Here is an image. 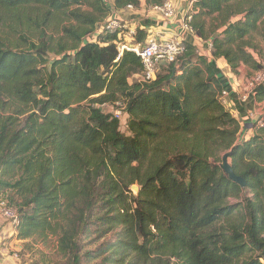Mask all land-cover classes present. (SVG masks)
<instances>
[{"label": "trees", "instance_id": "1", "mask_svg": "<svg viewBox=\"0 0 264 264\" xmlns=\"http://www.w3.org/2000/svg\"><path fill=\"white\" fill-rule=\"evenodd\" d=\"M110 2L0 0V193L18 239L58 232L67 264H264V118L241 138L211 63L189 43L145 81L115 34L86 42L115 11L141 4ZM188 17L213 60L233 74L260 69L252 52L264 42V0H193ZM117 103L129 135L102 110ZM223 152L245 188L224 174Z\"/></svg>", "mask_w": 264, "mask_h": 264}, {"label": "crops", "instance_id": "2", "mask_svg": "<svg viewBox=\"0 0 264 264\" xmlns=\"http://www.w3.org/2000/svg\"><path fill=\"white\" fill-rule=\"evenodd\" d=\"M171 1L175 10V15L171 19H165L161 14L149 12V7H146L141 0L139 8H133L132 10L123 8L125 9L122 12L124 21L131 28L142 29L147 36H154L157 39L162 36L176 35L180 41L191 44L199 56L205 57L208 63H211L223 91L227 93L224 103L225 109L240 121L241 138H248L252 135L253 128L257 126V119L263 117L264 100L258 101L254 95L259 89L264 90V85L257 89L254 94L247 95L246 83L254 71L245 66H240L237 74H233L224 59L213 60L210 55V39L203 41L182 27L183 18L191 3L187 4V0ZM107 2L110 3V0ZM110 6L112 7L111 3ZM252 55L259 63L264 60V55L258 56L253 52ZM245 95H247L246 99L244 98Z\"/></svg>", "mask_w": 264, "mask_h": 264}, {"label": "built area", "instance_id": "3", "mask_svg": "<svg viewBox=\"0 0 264 264\" xmlns=\"http://www.w3.org/2000/svg\"><path fill=\"white\" fill-rule=\"evenodd\" d=\"M111 3V2H110ZM107 2V5H110ZM112 5V4H111ZM127 10H132L133 7L128 5ZM151 11L160 13L165 19H171L175 15L174 5L171 0L164 2L161 6H154L149 8ZM184 17L182 27L186 31H190L187 21ZM102 24V34H115L117 36V50L121 54L124 50L133 52L139 57L142 65V74L145 81L152 80L156 69L160 65L173 63L176 58L182 54L184 47L182 41L176 35L162 36L157 39L154 36H146L143 43H135V28H131L125 21L116 20L112 17L106 19ZM192 33V32H191ZM87 41V38L85 40ZM96 42V41H92ZM211 47V46H210ZM264 85V60L260 63V69L254 71L246 83V91L248 94H254L257 89ZM227 93L221 92L220 98L222 104L225 103ZM247 95L244 98H247ZM257 126H263L262 119H257ZM0 217L7 221L13 228L19 225V219L15 210L5 201H0Z\"/></svg>", "mask_w": 264, "mask_h": 264}, {"label": "rangeland", "instance_id": "4", "mask_svg": "<svg viewBox=\"0 0 264 264\" xmlns=\"http://www.w3.org/2000/svg\"><path fill=\"white\" fill-rule=\"evenodd\" d=\"M104 1L105 3H107V0ZM186 3L191 4L189 5V10L185 14V16L192 13L193 0H187ZM108 7L111 9L110 5H108ZM124 10L125 9L115 11L110 17L116 20L124 21V16L122 13ZM150 11L151 10L149 9V12ZM210 19L211 18H206L207 25H209ZM100 35H102V24L96 26L95 31L87 37V41H97V38ZM256 45L258 50L257 55H264V42L261 41V39H257ZM165 68V66L161 65L159 68V74H164ZM102 110L105 113L116 116L119 120V131L125 135H129L126 126L128 117L124 113L123 104L117 103L115 105H106L102 107ZM262 113V116L264 118V110H262ZM224 154L225 152L216 154L215 159L221 162ZM131 188H135L138 191L137 185H133L131 186ZM132 193L136 194L137 192L135 191ZM7 197V193H0V201H5L8 203ZM229 202L236 203L237 201L235 199H231ZM11 207L14 208V206L12 205ZM17 235L18 229L11 227L7 221L3 220V218L0 217V264H67L66 258L59 254L57 251L58 232L48 231L45 232V234H34L33 236H31V238L24 241L19 240ZM99 243L100 241L93 242V245H88L86 244V242H83L82 244L84 250H92Z\"/></svg>", "mask_w": 264, "mask_h": 264}, {"label": "water", "instance_id": "5", "mask_svg": "<svg viewBox=\"0 0 264 264\" xmlns=\"http://www.w3.org/2000/svg\"><path fill=\"white\" fill-rule=\"evenodd\" d=\"M228 155L224 154L221 161H222V170L224 174L231 180L232 182L236 183L240 188H245V180L239 176H236L229 163L227 162ZM132 192H138L137 189L131 188ZM137 194V193H136Z\"/></svg>", "mask_w": 264, "mask_h": 264}]
</instances>
